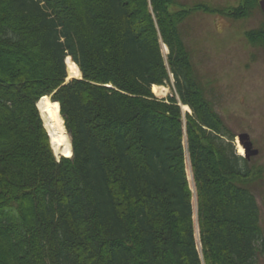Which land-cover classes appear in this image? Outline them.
I'll return each instance as SVG.
<instances>
[{"label":"trees","instance_id":"obj_1","mask_svg":"<svg viewBox=\"0 0 264 264\" xmlns=\"http://www.w3.org/2000/svg\"><path fill=\"white\" fill-rule=\"evenodd\" d=\"M256 1L0 0V264H256L262 169L237 154L179 27L190 10L247 18ZM67 56L82 78L65 83ZM43 96L71 157L53 153Z\"/></svg>","mask_w":264,"mask_h":264},{"label":"rangeland","instance_id":"obj_2","mask_svg":"<svg viewBox=\"0 0 264 264\" xmlns=\"http://www.w3.org/2000/svg\"><path fill=\"white\" fill-rule=\"evenodd\" d=\"M173 1L174 4L170 6L172 10L190 9L194 5H207L213 9L227 6L233 8L239 6L240 3V0ZM219 14L218 11L190 10L179 27L191 51L192 61L202 85L208 97L213 100L215 109L233 133L247 132L251 140H254V146L259 149V153L252 156V160L254 165L262 169L263 173L256 195L264 232V53L257 51L256 57L253 58L254 49L246 37L248 30L252 31V26L260 24L261 15L258 10H255L249 18L233 20ZM162 51L166 56L167 51L164 50V45H162ZM158 87H163L165 90L157 92L152 90L157 98L165 99L173 94L177 96L172 85ZM48 98L52 101L49 96ZM186 108L182 110L183 122H185V113L189 109ZM189 111L191 112L190 109ZM63 127L69 134L64 119ZM234 144L239 154L238 150L241 148L239 145L242 144L237 137L234 139ZM190 168L187 156L186 169L190 187L193 188ZM195 199L196 197H193L194 204H196ZM196 217L195 205V229L198 227ZM256 264H264V254L258 256Z\"/></svg>","mask_w":264,"mask_h":264},{"label":"bare ground","instance_id":"obj_3","mask_svg":"<svg viewBox=\"0 0 264 264\" xmlns=\"http://www.w3.org/2000/svg\"><path fill=\"white\" fill-rule=\"evenodd\" d=\"M164 50L167 51V48L164 46ZM66 67H67V76L69 78L73 77H80L81 76V71L78 67V65L71 59V57H66ZM68 78V79H69ZM159 85H152V90L154 92H157L158 90L164 91L165 89L163 87H158ZM37 107L40 111L41 117L43 119L44 126L49 133L51 145L53 148V151L56 155L61 156H71V140L69 138V134L65 131V128L63 127V119L62 115H60V106L59 102L57 100H52L50 101L48 96H43L37 103ZM188 105H182V110H186ZM188 109V111H189ZM240 150H238L239 154L243 153L244 154V148L242 145ZM241 154V155H243ZM191 169V168H190ZM192 176V173H191ZM193 193H194V198L196 197L195 195V190H194V184H193ZM196 201V199H195ZM195 205L193 202V209L195 212ZM196 225H197V217H196ZM196 235L198 239V227L196 228ZM198 247L199 242H198Z\"/></svg>","mask_w":264,"mask_h":264},{"label":"flooded vegetation","instance_id":"obj_4","mask_svg":"<svg viewBox=\"0 0 264 264\" xmlns=\"http://www.w3.org/2000/svg\"><path fill=\"white\" fill-rule=\"evenodd\" d=\"M245 2V0H240V3H239V5L240 4H242V3H244ZM257 3H258V8H256L255 10H258L259 11V13H260V15H261V19L259 20V22H260V24H256V26L254 27V26H252V31H250V30H248V32H253V31H258V30H260V29H264V14H263V11H262V9H261V7H260V0H257L256 1ZM254 10V11H255ZM254 11H253V13H254ZM252 13V14H253ZM252 14L251 15H249L247 18H249V17H251L252 16ZM258 25V26H257ZM263 38H264V34H261V39L263 40ZM248 39V38H247ZM259 40V39H258ZM249 41V40H248ZM264 41V40H263ZM263 41H254V42H252V41H249V43H250V46L251 47H253V49H254V52H253V58H255L256 57V52L257 51H259V52H263L264 53V47H263ZM257 43H260V44H257ZM261 50V51H260ZM240 134H247V136H244L243 138H242V142H243V144L244 145H246L249 149H248V154H247V156L245 155V158H247V159H251L252 158V156H254V155H256V154H258L259 153V149L257 148V147H255L254 146V140H251V138H250V135L247 133V132H245V133H239V134H235V136H234V139H235V137H238ZM234 141V140H233ZM249 143H251V145H249ZM254 151H257V153L256 154H254Z\"/></svg>","mask_w":264,"mask_h":264},{"label":"water","instance_id":"obj_5","mask_svg":"<svg viewBox=\"0 0 264 264\" xmlns=\"http://www.w3.org/2000/svg\"><path fill=\"white\" fill-rule=\"evenodd\" d=\"M260 7H261V9H262V11H263V14H264V0H260ZM66 62V61H65ZM81 78V77H80ZM70 79H66V83L69 81ZM40 112V111H39ZM41 115V114H40ZM69 136H70V140H71V135L69 134ZM244 136H247V134H240L239 136H238V139H239V141H240V143L243 145V147H244V151H245V155L247 156V154H248V147L246 146V145H244L243 144V142H242V138L244 137ZM51 142V141H50ZM249 145H251V143H249ZM71 156L73 155V148H72V142H71ZM257 153V151H254V154H256ZM55 154V153H54ZM61 156H64V155H61ZM71 156H65V157H71ZM55 157L57 158V159H59L60 158V156H58V155H56L55 154Z\"/></svg>","mask_w":264,"mask_h":264}]
</instances>
